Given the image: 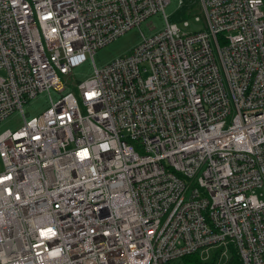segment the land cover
I'll return each mask as SVG.
<instances>
[{
    "label": "built area",
    "instance_id": "obj_1",
    "mask_svg": "<svg viewBox=\"0 0 264 264\" xmlns=\"http://www.w3.org/2000/svg\"><path fill=\"white\" fill-rule=\"evenodd\" d=\"M198 1L0 0V264H264V0Z\"/></svg>",
    "mask_w": 264,
    "mask_h": 264
},
{
    "label": "rangeland",
    "instance_id": "obj_2",
    "mask_svg": "<svg viewBox=\"0 0 264 264\" xmlns=\"http://www.w3.org/2000/svg\"><path fill=\"white\" fill-rule=\"evenodd\" d=\"M181 1L182 5H179ZM199 1L198 0H170L165 8V14L169 22L176 23L181 31L193 32L197 30H204L205 24L202 20L196 22L194 15L199 14ZM187 21L186 27L182 26V22ZM163 15H152L140 23V25L132 30L119 36L113 42L99 49L94 55V62L97 67H100L112 59L127 55L131 48L139 41L140 33L148 35L149 33L159 30L163 26ZM92 75V65L90 60L86 63L76 67L73 70L72 78L66 81V86L74 91L78 82ZM146 74H143L144 78ZM64 81V78H62ZM53 98L56 97L53 95ZM49 105L48 97L45 93L40 94L33 100H28L22 104L23 113L25 118L36 116L44 111ZM22 124V116L19 112H14L0 123V133L6 129L11 131L17 130ZM2 164L0 160V171ZM264 196V195H263Z\"/></svg>",
    "mask_w": 264,
    "mask_h": 264
},
{
    "label": "trees",
    "instance_id": "obj_3",
    "mask_svg": "<svg viewBox=\"0 0 264 264\" xmlns=\"http://www.w3.org/2000/svg\"><path fill=\"white\" fill-rule=\"evenodd\" d=\"M191 257V256H190ZM185 258V257H184Z\"/></svg>",
    "mask_w": 264,
    "mask_h": 264
}]
</instances>
